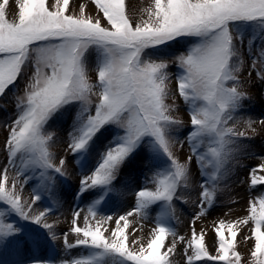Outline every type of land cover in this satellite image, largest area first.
I'll return each instance as SVG.
<instances>
[{
  "label": "snow or ice",
  "instance_id": "obj_1",
  "mask_svg": "<svg viewBox=\"0 0 264 264\" xmlns=\"http://www.w3.org/2000/svg\"><path fill=\"white\" fill-rule=\"evenodd\" d=\"M9 3L0 2V97L26 74L27 80L23 95L16 97L17 116L5 141L8 165L16 167L19 157L20 166L11 177V187L7 167L0 175V204L5 206L0 208V248L19 251L20 245L29 242L22 227L7 222L8 215L47 230L46 238L51 241L58 239L54 224L46 220L51 209L35 214L32 208L44 194L54 196L57 176H66L65 160L54 163L50 149L55 134L47 131L46 125L61 111L75 106L68 144L74 156L86 159L94 138L105 126L114 125L122 134L100 154L91 175L80 181L78 196L90 189L100 191L88 206L83 227L77 222L80 212L72 214L75 243L68 242L67 233L63 237L65 249L83 246L88 252L61 264H172L170 257L177 246L176 232L169 225L175 216L172 202L178 189L190 186L193 157L202 177L199 218L214 204L218 185L230 172L229 165L239 150L237 138L246 136L235 124L230 127L229 121L239 122L236 114L248 98L240 91L243 51L252 59L249 76L257 61L264 68V0H151L143 9L147 19L135 24L127 14L125 0H92L96 19L85 15L83 5L78 14L69 12L70 0H15L16 16L9 19ZM102 20L106 22L103 25ZM249 29L254 35L246 40ZM257 39L258 52L253 55ZM181 40L188 42L186 51L171 60L156 55ZM90 53L95 54L96 83L90 82L87 74ZM170 63L178 69L177 91L191 119L186 140L192 155L183 163L173 153L177 139L172 135L182 121L170 115L175 105L166 103L172 79ZM257 78L264 81V71H257ZM94 95L98 97L95 103ZM246 123L251 127V120ZM180 145L183 147L182 141ZM141 147L154 159H166V167L154 173V190L137 191L133 210L119 216L114 228L105 227L113 218L97 219V208L115 192L113 181L118 171ZM256 171L252 170L250 187L264 184V176H257ZM21 177L23 184L36 180L31 203L17 190ZM54 202L59 203L58 196ZM156 204L161 211L146 243L143 237L130 240L137 229L128 233V217L136 214L145 219ZM247 212L242 220H220L215 226L216 255L209 253L204 233L197 234L193 227L183 249L186 264H241L242 256L236 250L238 226L249 222L253 224L251 237L245 241L254 239V246L248 264H264V197L250 201ZM169 236L173 242L165 247ZM178 240L183 242L184 237ZM41 242L38 234L32 235L31 243L39 247Z\"/></svg>",
  "mask_w": 264,
  "mask_h": 264
},
{
  "label": "rangeland",
  "instance_id": "obj_2",
  "mask_svg": "<svg viewBox=\"0 0 264 264\" xmlns=\"http://www.w3.org/2000/svg\"><path fill=\"white\" fill-rule=\"evenodd\" d=\"M125 3L127 14L133 24L141 18L147 19L143 9L149 6L151 0H125ZM81 5L85 8V15L92 16L94 19L98 18L92 0H70L69 12L78 14ZM16 11L15 0H10L7 8L8 18L14 19ZM101 23L103 25L106 22L102 20ZM253 35L251 29H249L245 33V39L247 40ZM259 43L260 41L257 39V45L253 48V55L257 54ZM187 47L188 42L181 40L178 43H172L169 47L160 49L156 55L171 60L175 55L186 51ZM153 58H155V55ZM243 61L240 91L245 92L248 98L243 101L241 110L236 114V120L239 122L229 121V126L235 124L236 130L245 132L246 136L237 138L239 150L236 153V159L229 165L230 172L227 178L219 183L214 204L206 209L205 215L199 218H197V213L199 212V192L202 177L200 176L199 165L193 157L190 164V186L187 189H178L177 197L172 202L175 216L170 219L169 225L176 232L177 245L175 253L170 257L172 264H186L183 249L191 239L193 227L197 234L204 233L205 245L209 253L216 255L217 238L214 229L219 221L224 220L227 223L242 220L248 215L247 209L250 201L255 202L258 198L264 197V184L250 187L253 169H257L255 173L257 176H264V168H262L264 166V123H261V121H264V81L257 78V71H264V68L257 61L256 70H252L249 76L252 59L248 51H243ZM86 63L88 78L90 82L96 83L94 53L88 55ZM177 71L176 65L170 63L169 72L172 74V79L169 83L170 94L166 103L175 105V110L170 112V115L182 121L180 125L173 128L172 135L177 139L173 147V153L183 163L188 156L192 155L186 140V135L191 128V119L188 107L177 91V81L175 79ZM26 80L27 74L19 79L16 85L10 86L6 93L0 97V175L3 174L2 170L7 167L9 187L12 183L11 177L16 175V168L20 166V159L17 157L16 167L8 165L5 141L9 134L10 125L17 116L16 97L23 95ZM92 100L95 103L98 101V97L94 95ZM76 112L77 107L70 106L67 110L55 115L46 125L47 131L55 134L54 143H52L50 149L55 154L54 163L59 165L60 159L65 160L64 171L66 176H57L54 190V196H58L59 203L54 202V196L44 194L42 199L37 201L32 208V212L35 214L45 209H51L46 216V220L48 223L54 224L53 231L58 239L51 241L46 238L47 230L34 223L23 221L15 215H8L6 217L7 222L22 227L23 235L28 237L29 242L26 245H20L19 251L14 248H0V264H33L34 261L61 264L63 260H70L87 254L88 249L83 246H77L70 250L65 249L63 237L67 233L68 242L75 243L77 237L71 232L72 214L76 211L80 212V218L77 222L79 226L83 227V217L88 214V206L100 191V189H90L82 197L78 196L80 181L91 175L97 166L100 154L118 135L122 134V130L114 125L105 126L94 138L86 159L79 155L74 156L68 148V144ZM92 113L94 114V105ZM248 120L252 121L251 127L246 123ZM181 141L183 147L180 145ZM204 150L201 149V151ZM164 167H166V159L152 158L146 147L138 149L118 171L117 177L113 181L115 192L97 208V219L103 216H112L113 219L105 227L114 228L115 220L119 216L133 210L137 191L145 188L154 190L155 184L152 177L157 170ZM20 179L21 184L17 185V190L21 192L22 199L31 203L32 189L36 184V180L32 179L27 184H23L24 177ZM22 184L23 187L21 188ZM3 207L5 206L0 204V208ZM160 211L161 206L156 204L149 210V215L145 219H141L136 214L128 217L130 222V227L127 229L128 233H132L133 229H137L135 236L130 235V240L143 237L142 242L146 243L151 230L156 227V218ZM252 227L251 222L247 225L241 224L238 226L236 250L242 256L241 264H248L250 260V250L254 246V239L250 238L245 241V237H251ZM33 234H38L41 238L42 242L39 247L31 243ZM105 235H108V233L106 232ZM225 235L227 236V232H225ZM180 236L184 237L183 242L178 240ZM173 239L171 236L167 237L165 247L170 246ZM196 264H222V262L199 261Z\"/></svg>",
  "mask_w": 264,
  "mask_h": 264
}]
</instances>
